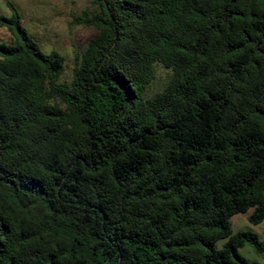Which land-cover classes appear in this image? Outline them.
<instances>
[{"label": "trees", "instance_id": "trees-1", "mask_svg": "<svg viewBox=\"0 0 264 264\" xmlns=\"http://www.w3.org/2000/svg\"><path fill=\"white\" fill-rule=\"evenodd\" d=\"M89 4L66 77L0 15V264H256L230 219L264 223V0Z\"/></svg>", "mask_w": 264, "mask_h": 264}, {"label": "rangeland", "instance_id": "rangeland-1", "mask_svg": "<svg viewBox=\"0 0 264 264\" xmlns=\"http://www.w3.org/2000/svg\"><path fill=\"white\" fill-rule=\"evenodd\" d=\"M89 2L90 0H0V15L9 17L10 11L6 3H10L21 17V26L39 45L41 52L48 53L53 50L63 55L66 77L69 74L73 53L79 52L93 33L91 29L73 20L83 12H90ZM10 39H12L10 30L0 27V42L9 43ZM155 74V80L146 92L147 96L159 92L166 83L168 77L166 70L156 68ZM246 218V213L231 217L232 232L251 231L262 239L264 223L253 226ZM238 254L248 262L264 264V255H256L249 247L239 249Z\"/></svg>", "mask_w": 264, "mask_h": 264}]
</instances>
